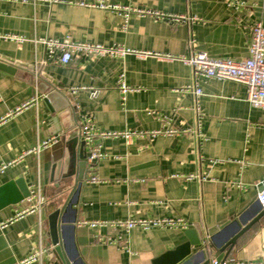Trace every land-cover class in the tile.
I'll list each match as a JSON object with an SVG mask.
<instances>
[{
  "label": "crops",
  "instance_id": "1",
  "mask_svg": "<svg viewBox=\"0 0 264 264\" xmlns=\"http://www.w3.org/2000/svg\"><path fill=\"white\" fill-rule=\"evenodd\" d=\"M98 1L0 0V31L26 39L23 43L0 40L1 58L17 67L15 73L0 69V118L5 117L0 121V168L14 162L0 172V188L21 178L29 191L39 185L45 197L39 210L0 229V264H14L38 244L46 249L41 264H61L53 254L48 216L61 207L75 178L64 180L61 170L56 176L53 166L72 154L70 139L80 136L85 116L101 132L152 131L163 127V116L175 127L191 124L189 95L184 89L189 72L180 61L135 54L90 57L77 53L74 60L62 64L47 58L44 44L33 39L63 40L69 36L78 42L186 55L188 40L193 38L197 50L214 58L237 60L250 55L253 24L259 21L264 25L262 0H103L166 13L188 12L198 18L194 23H173L133 13L126 24L117 12L91 5ZM121 72L126 83L137 88L124 96L117 89ZM40 73L56 80L69 98L74 109L71 126L43 101L34 82ZM200 85L205 136L201 158L194 154L193 140L186 134L137 137L130 142L122 137L95 139L108 157L95 161L92 169L85 158L86 177L92 173L99 181L85 179L74 205L76 221L182 218L188 229H133L125 248L119 242L100 243L94 237L96 230L75 221L74 258L81 264H154V259L187 241L185 231L194 229L193 224L203 231L200 243L209 260L225 255V240L236 231L235 223L242 225L255 216L256 196L264 183V108L248 104L246 87L239 82L204 79ZM70 87H79L75 95L69 92ZM36 95V104L14 113L16 106ZM51 136L56 139L38 153L19 157ZM191 174L198 177L188 178ZM32 204L34 200L26 197L2 206L0 223ZM226 222L230 223L221 229ZM99 233L115 237L117 231L105 228ZM236 242L229 256L264 264V214Z\"/></svg>",
  "mask_w": 264,
  "mask_h": 264
},
{
  "label": "built area",
  "instance_id": "2",
  "mask_svg": "<svg viewBox=\"0 0 264 264\" xmlns=\"http://www.w3.org/2000/svg\"><path fill=\"white\" fill-rule=\"evenodd\" d=\"M263 7H264V0ZM83 3V2H82ZM81 3V4H82ZM90 5V4H89ZM92 6H100L104 9H108L113 12H117L122 17L123 22L127 23V19L133 13L138 16L153 17L158 20L170 21L173 23H194L198 21L197 16L185 12L184 14L166 13L157 9H143L135 6L120 5L105 3L103 0H99ZM251 40L249 44V57L246 59H233L230 57H211L205 50H197L194 48V39L190 38L189 50L186 55H173V54H161L157 52L141 51L137 49L127 48L121 44L115 46H105L103 44H92L89 42H78L70 39L66 36L63 40L55 38H39L33 39L34 42H41L45 46V53L47 58H54L57 62L66 64L74 60V56L77 53H85L90 57H123L126 54H135L140 57L156 56L158 58L180 61L188 67L189 78L188 83L184 87L185 91L189 95V106L191 110V121L190 125L186 128H179L172 126L170 119L167 116L161 118L164 124L162 128L154 129L152 131L147 130H120L117 131H98L94 126L89 116L84 117V122L81 127V139L85 143L86 148V160L93 168L94 162L98 160L106 159L108 156L102 153L100 150V144L95 142V139L104 137L120 138L122 137L126 142H130L133 138L137 137H150L154 138L158 135H174V134H186L190 135L193 140V152L196 157H200V147L202 142L205 141L204 133L202 132V120L204 117V111L200 105V99L203 96V89L201 88L200 82L204 79H217V80H231L236 83H241L246 87V101L252 107L264 108V25L261 22H255L251 28ZM0 40L23 43L26 39L17 33H7L0 31ZM79 87H70L69 92L75 95ZM117 89L124 96L128 92H133L137 88H132L126 83L125 74L119 73L117 81ZM39 99V95L33 97L30 101H27L19 106H16L14 113L18 112L22 108H26L33 104H36ZM5 117H1L2 121ZM55 136H51L50 139L43 140L37 144L32 150L21 154L19 157L27 153H38L42 147H47L52 140H55ZM1 165L0 172L10 164ZM198 177L195 174H191L188 178ZM90 182H98L99 177L94 174H90L86 178ZM28 200H34V204L25 208L17 215L8 221L0 223V229L4 227L9 221L17 219L28 212H34L44 204L45 197L42 194L39 185L34 190L29 191ZM256 200L260 203L261 207L264 208V183L258 191ZM78 226L90 228L96 230L95 239L100 243H121L125 248H128L129 233L133 229L141 228L144 231L161 228V229H188L189 224L182 218H139V219H122V220H108V219H88L76 221ZM109 228L116 230L117 234L112 237L110 234L105 236L100 235V230ZM45 248L41 244H38L37 248L34 249L28 255L20 258L14 264H41L43 253ZM209 264H261V262H252L247 260H239L235 257L226 255V257H220L219 259H209Z\"/></svg>",
  "mask_w": 264,
  "mask_h": 264
},
{
  "label": "water",
  "instance_id": "3",
  "mask_svg": "<svg viewBox=\"0 0 264 264\" xmlns=\"http://www.w3.org/2000/svg\"><path fill=\"white\" fill-rule=\"evenodd\" d=\"M12 62V61H10ZM10 62L4 60L0 56V69L8 72L15 73L16 66H13ZM16 64L27 66L26 64L16 61ZM30 70L34 68V65L27 66ZM35 84L38 90L43 93V101L47 105L49 110L59 113L60 120H69V126H71L73 107L68 97L59 90V84L51 76L44 73H40L35 76ZM67 128H64L66 130ZM73 144V152L69 157L63 158L62 161L57 162L53 169L56 176L61 170V177L66 180L70 176H73L74 185L70 190L68 196L63 200L61 207L55 208L48 216V228L50 230V238L53 249V254L61 262V264H81L80 259L74 258L76 255V249H74L72 241V233L74 228V222L76 221V205L79 202V191L83 185L86 177V148L85 143L79 137L70 139ZM78 146V153L76 155L75 149ZM71 167V169H70ZM29 196V190L24 180L19 178L18 181H11L1 186L0 188V208L9 203H18L22 199ZM257 212L253 218L248 221H244L242 225L236 224V231L232 232L225 240V247H227L225 255L221 254L220 257H226L230 250L236 245V240L242 235L243 232L251 228L259 218L264 214V208L256 200ZM72 213V214H71ZM71 214V216H70ZM221 228L224 229L227 224ZM194 229L186 230L185 235L187 241L184 244L179 245L173 251L166 252L156 259L154 264H209L207 259L206 247H203L200 243L204 239L203 231L200 226L193 224ZM67 231H70V240L66 237ZM213 236V234L211 235ZM191 247H194L193 250Z\"/></svg>",
  "mask_w": 264,
  "mask_h": 264
}]
</instances>
